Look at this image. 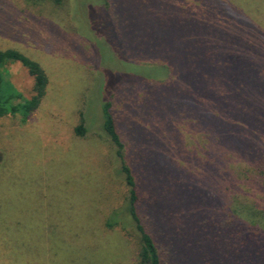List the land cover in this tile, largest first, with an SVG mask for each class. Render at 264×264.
<instances>
[{
    "label": "trees",
    "instance_id": "16d2710c",
    "mask_svg": "<svg viewBox=\"0 0 264 264\" xmlns=\"http://www.w3.org/2000/svg\"><path fill=\"white\" fill-rule=\"evenodd\" d=\"M155 1L138 0L134 7L158 24L174 20L169 37L174 44H157V29L146 26L150 22L135 33L121 28L129 15L122 0H102L103 24L95 23L97 11L86 22L93 41L106 47L114 61L134 63L137 70L151 74L105 70L101 57L93 63L102 86V130L115 147L129 196L123 210L103 213L86 239L93 236L95 243L96 233L118 232L130 245L135 241L138 264H264V61L249 48L260 42L259 37L264 42V33H258L264 19L254 21L249 35L242 31L246 15L234 0H189L195 1V10L189 2L170 5L171 0H163L166 4L154 5ZM15 10L42 25L50 23ZM81 37L91 48L87 36ZM8 63L27 69L34 79L33 95L25 99L14 94L13 87L7 90L0 73V124L27 123L42 105L50 80L39 62L16 49H0V67ZM84 118L81 114L82 123L74 129L77 138L87 136ZM183 131L198 136L204 145L188 148ZM2 133L0 169L10 162L6 145L12 146ZM234 164L248 168L244 179L235 173ZM62 184L33 187L37 201L32 210L41 214V203L45 206ZM245 189L255 197L252 214L257 222L233 212L234 198L247 196ZM59 203L54 208L70 214L71 205ZM60 221L33 224L42 237L26 242L0 230L5 263L13 264V251L24 246L38 251L44 245L49 250L51 239L67 240L64 220Z\"/></svg>",
    "mask_w": 264,
    "mask_h": 264
},
{
    "label": "rangeland",
    "instance_id": "374dc122",
    "mask_svg": "<svg viewBox=\"0 0 264 264\" xmlns=\"http://www.w3.org/2000/svg\"><path fill=\"white\" fill-rule=\"evenodd\" d=\"M122 1L129 7L126 9L129 15L121 28L135 33L145 22H150L146 26L149 25L151 30L157 29V44H174L169 42L174 20L172 24H158L156 18H147V12H138L134 7L138 0ZM234 1L246 15L242 31L253 35L254 21L264 19V0ZM181 2H189L190 8L195 10V1L171 0L170 5ZM149 4L152 3L149 1ZM157 4L166 3L163 0L157 3L156 0L154 5ZM15 9L44 17L50 23L42 25L35 19L17 14ZM95 11L97 15L93 16L98 18L95 23L103 24L105 11L102 0H63L61 5L50 0H0V49H16L39 62L50 80L42 105L27 123L6 120L0 124V130L4 131L2 134L7 133L6 140L12 145H6L7 151L11 150L10 162L6 168L0 169V230L26 242L33 236L36 239L42 237L38 234L39 228L33 224L40 227L46 220L61 223L62 218L67 236L64 241L51 239L49 250L42 245L38 251L25 246V250L13 251V264L18 261L20 264H138L135 241L133 246L130 245L118 232L96 233L99 239L95 243L93 236L90 241L86 239L87 235H92L93 225H100L103 213L105 216L114 210H123L129 196L115 147L102 130L99 95L102 86L98 83L93 63L101 57V66L105 70L110 67L116 71L126 69L151 75L147 69L137 70L134 63L114 61L106 47L99 41H93L87 23ZM260 32L264 33V20L260 23ZM83 33L93 43L91 48L82 39ZM159 35L165 39H160ZM259 41L249 48L264 61V42L261 37ZM0 73L7 90L13 87L14 94L25 99L33 95L34 79L20 63H8L0 67ZM152 74L156 76L153 71ZM81 114H84V124L88 128L85 138H77L74 134V129L82 123ZM183 135L188 148L204 145L198 136L186 131ZM2 158L3 150L0 148V162ZM232 168L241 179L249 173L244 164H234ZM44 179L52 183L44 182ZM61 181L60 189L54 191L56 193L45 203L47 207L41 203L42 213L36 214L31 207L37 201L36 195L32 194L33 187H38V184L42 187L46 183L56 188ZM247 192V196L234 198L233 212L239 218L257 222L252 214L255 197ZM59 202L64 206L71 205L70 214L57 209L61 205ZM73 237L79 240L73 241ZM0 254L4 253L0 251ZM5 262L0 255V264Z\"/></svg>",
    "mask_w": 264,
    "mask_h": 264
}]
</instances>
